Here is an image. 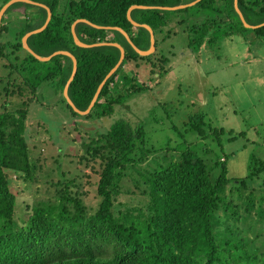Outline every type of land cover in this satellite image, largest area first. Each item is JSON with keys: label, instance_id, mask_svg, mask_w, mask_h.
Segmentation results:
<instances>
[{"label": "trees", "instance_id": "obj_1", "mask_svg": "<svg viewBox=\"0 0 264 264\" xmlns=\"http://www.w3.org/2000/svg\"><path fill=\"white\" fill-rule=\"evenodd\" d=\"M8 1L0 0V9ZM31 1L51 13L46 26L28 36L27 45L39 56L68 51L75 57L76 71L67 89L74 106L87 110L103 83L83 116L88 119L110 117L117 105L147 90L144 82L136 83L134 75L128 74L130 63L136 67L150 63L152 74L166 71L168 57L159 50L157 34L168 35L173 22L185 20L173 18L174 14L195 8L194 16L203 18L191 24L192 30L201 32L197 48L247 30L264 36L260 25L264 0H236L244 21L260 25L255 28L244 26L234 0H199L178 9L165 7L192 0ZM132 5L146 6L130 12L139 25L127 17ZM19 8L15 18L22 22L13 39L7 40L5 35L16 24L10 15ZM46 19L45 7L17 1L8 6L0 22V66L9 78L0 85V264H264V162L252 154L247 173L229 177L230 156L222 139L233 141L244 132L217 128L203 112L190 115L185 124L204 142L198 146L193 139L181 151L170 150L177 155H161L157 153L161 147H148L144 127L125 118L97 132L84 143L87 151L81 148L78 158L86 165L95 161L99 165L93 205L84 201L86 192L80 189L79 178L64 171L51 181L53 190L46 198L18 205L12 180L32 184L42 176L41 146L30 145L26 136L28 104L42 81L53 82L63 91L73 72L68 55L41 61L24 49L23 36L41 28ZM81 19L91 24L77 22L74 32L86 47L77 45L72 35V25ZM142 24L151 28L154 37L155 50L147 55L136 52L117 29L145 51L150 47V32ZM210 28L217 35L207 37ZM112 43L123 47L122 59ZM12 96L21 98L16 107L7 103ZM62 100L72 115H79ZM124 182H131L138 192L123 186ZM122 195L129 199L121 201Z\"/></svg>", "mask_w": 264, "mask_h": 264}, {"label": "rangeland", "instance_id": "obj_2", "mask_svg": "<svg viewBox=\"0 0 264 264\" xmlns=\"http://www.w3.org/2000/svg\"><path fill=\"white\" fill-rule=\"evenodd\" d=\"M20 10L10 15L16 24L5 35L7 40L13 39L22 22L21 18H15ZM194 14L197 15L195 8H190L172 15L185 20L178 24L173 22L168 35L157 34L159 50L168 57L166 71L152 74L150 63H140L138 67L133 63L128 65V74L134 75L136 83L144 82L148 88L131 95L124 105H117L110 117L88 119L83 117L86 113L72 115L62 100L66 99L64 89L59 91L53 82L39 84L28 104L26 136L30 145L41 146L38 157L42 176L32 184L12 180V190L20 207L46 198L53 190L51 181L58 179L60 171L79 178L80 189L86 192L84 201L93 205L99 165L96 161L87 165L78 162L81 143H89L97 132L105 131L117 118H125L133 125L141 124L147 146L161 147L157 153L177 155L170 150L181 151L190 140L196 139L186 128L189 116L203 112L206 121L217 128L232 130L234 134L244 132V136L233 141L222 139L224 151L230 156L227 160L229 177L244 176L252 154L264 162V36L257 37L247 30L204 42L197 48L195 44L201 32L192 30L191 24L201 23L203 18L198 19ZM214 35L217 34L210 28L207 37ZM6 73L0 66V75ZM6 76L0 77L1 86L7 83ZM7 103L16 107L21 98L9 97ZM194 141L198 146L204 142ZM123 186L138 192L131 182H124ZM119 199L127 201L129 195Z\"/></svg>", "mask_w": 264, "mask_h": 264}, {"label": "water", "instance_id": "obj_3", "mask_svg": "<svg viewBox=\"0 0 264 264\" xmlns=\"http://www.w3.org/2000/svg\"><path fill=\"white\" fill-rule=\"evenodd\" d=\"M17 1H23V2H27V3H31V4H36V5H40V6L46 8V10H47V19H46V21H45V24H44L41 28L36 29V30H33V31H30V32L26 33V34L23 36V38H22V44H23V47H24V49H26L29 53H31L34 57H36L38 60H41V61L49 60L52 56H54V55H56V54H65V55H68V56L71 57V59H72V63H73V72H72V75H71V77H70L68 83H67L66 86L64 87V91H65V93H66V101H67V102L69 103V105L73 108V110L76 111L77 113H79V114H80V113H88L89 109L92 107V105H93L95 99L97 98L98 92H99V90H100V88H101V86H102L103 83L99 86L98 91H97V93L95 94L94 98L92 99V101H91V103H90L88 109L85 110V111H80L79 109H77V108L74 106L73 102L70 100V98H69V96H68V93H67L68 84H69V82L72 80V78H73V76H74V74H75V71H76V59H75V57H74L70 52H68V51H55V52H53L51 55H49V56H47V57L39 56V55H37V54H36V53H35V52H34V51H33V50L27 45V42H26V40H27V38H28L29 35L41 31V30L46 26V24H47V22L49 21V18H50V13H51L50 10H49L45 5L40 4V3H37V2H33V1H31V0H9L6 4H4V5L1 7V9H0V18H1V16H2V14H4V12H5V10L8 8V6H10L12 3L17 2ZM197 1H199V0H195V1L191 2V3H187V4H184V5H179V6H174V7H165V8H166V9H178V8H184V7H186V6H189V5H193V4H195ZM234 5H235V9H236V11L238 12V14H239V16H240V18H241V20H242V22H243V24H244L245 27H253V28H255V27H258V26H260V25H264V22H263L262 24L257 25V26H250L249 24H247V23L244 21V18L242 17V15H241L239 9L237 8L236 0H234ZM134 8H146V6L132 5V6L129 8V10H128V13H127V17H128V19H129L134 25H139V24L136 23V22L131 18V16H130V12H131V10L134 9ZM80 21H83V22L89 23L88 21H86V20H84V19H81V20H77V21H75V23L72 25V35H73V40H74V42H75L77 45L82 46V47H86L87 45L84 44V43H82V42L77 38V36H76V34H75V32H74V26H75V24H76L77 22H80ZM89 24H91V23H89ZM92 25L95 26V27H99V26L94 25V24H92ZM142 26L145 27V28L150 32V47H149L147 50H145V51H142V50L138 49V48H137V47L131 42V40H130V38L128 37V35H127L122 29H120V28H117V29H118L119 31H121V32L124 34V36H125L126 39L129 41V43L132 45V47L134 48V50H135L136 52H138V53L141 54V55H147V54H150V53H152V52L154 51V48H155V46H154V37H153V32H152L151 28H150L148 25H146V24H142ZM112 44H114L115 46H117V47L119 48V50H120V52H121V59H122L123 56H124V49H123V47H122L121 45L117 44V43H112ZM119 63H120V61H119ZM119 63H118V64H119ZM118 64H117V65L111 70V72L107 75V77H108L111 73L114 72V70L117 68ZM81 148H83L84 153L87 151V146H86L83 142L81 143Z\"/></svg>", "mask_w": 264, "mask_h": 264}, {"label": "crops", "instance_id": "obj_4", "mask_svg": "<svg viewBox=\"0 0 264 264\" xmlns=\"http://www.w3.org/2000/svg\"><path fill=\"white\" fill-rule=\"evenodd\" d=\"M2 17V16H1ZM1 19V18H0ZM0 22H1V20H0Z\"/></svg>", "mask_w": 264, "mask_h": 264}]
</instances>
